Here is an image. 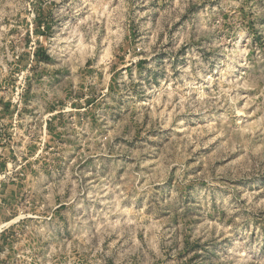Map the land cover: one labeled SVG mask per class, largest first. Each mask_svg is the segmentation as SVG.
Here are the masks:
<instances>
[{"label": "rangeland", "instance_id": "1", "mask_svg": "<svg viewBox=\"0 0 264 264\" xmlns=\"http://www.w3.org/2000/svg\"><path fill=\"white\" fill-rule=\"evenodd\" d=\"M0 264H264V0H0Z\"/></svg>", "mask_w": 264, "mask_h": 264}]
</instances>
